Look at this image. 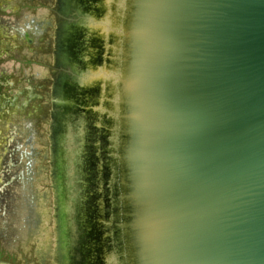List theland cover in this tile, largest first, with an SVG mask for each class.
I'll return each instance as SVG.
<instances>
[{
  "label": "water",
  "instance_id": "water-1",
  "mask_svg": "<svg viewBox=\"0 0 264 264\" xmlns=\"http://www.w3.org/2000/svg\"><path fill=\"white\" fill-rule=\"evenodd\" d=\"M62 13L61 264H264V0Z\"/></svg>",
  "mask_w": 264,
  "mask_h": 264
},
{
  "label": "rangeland",
  "instance_id": "rangeland-1",
  "mask_svg": "<svg viewBox=\"0 0 264 264\" xmlns=\"http://www.w3.org/2000/svg\"><path fill=\"white\" fill-rule=\"evenodd\" d=\"M60 9L62 0H0V262L7 264L60 263L56 103L49 92L60 68L53 55ZM36 191L43 196L34 203L44 215L40 232L21 241L16 213Z\"/></svg>",
  "mask_w": 264,
  "mask_h": 264
},
{
  "label": "bare ground",
  "instance_id": "bare-ground-1",
  "mask_svg": "<svg viewBox=\"0 0 264 264\" xmlns=\"http://www.w3.org/2000/svg\"><path fill=\"white\" fill-rule=\"evenodd\" d=\"M58 27H59V30L61 31V19L59 20ZM16 30L20 31V32H23L25 35L30 34L28 31L26 33L25 29H22L21 27L16 28ZM53 55L54 56L57 55L58 63L56 64V66L59 67L60 66V60H59L58 43L56 45H54ZM51 91H52V93H55L52 88H49V92L50 93H51ZM53 100L55 101V96H54ZM42 149L44 151H46L45 150V146ZM44 155H45V153H44ZM41 197H43V196H39V194L36 191V193L33 194L29 200L28 199L25 200L26 208L24 210H22V211L20 210V212L18 210V212L16 213V216L17 217L19 216V220H18L19 223L17 224L16 230H17L18 239H20L21 241H25V238H28L30 234L39 233L40 232L39 223H40L41 217L43 216V212L42 211H40V213L39 212H35L34 203H38L37 200L40 199ZM18 199H19V201L23 202V197L22 196L18 197ZM26 201H28V202H26ZM17 204H18L17 202L14 204L16 206V208H18V207L20 208L21 204L18 205V206H17ZM55 228L57 230V226H55ZM39 245L40 246L38 247V250L36 252L38 254H40L41 256H43V254L45 253L44 252V248L42 249L43 245H41V244H39ZM58 252L60 253V248H59ZM52 253L58 258V255H57L56 251H53ZM59 259H60V254H59ZM58 264H61V261Z\"/></svg>",
  "mask_w": 264,
  "mask_h": 264
},
{
  "label": "flooded vegetation",
  "instance_id": "flooded-vegetation-1",
  "mask_svg": "<svg viewBox=\"0 0 264 264\" xmlns=\"http://www.w3.org/2000/svg\"><path fill=\"white\" fill-rule=\"evenodd\" d=\"M59 2H60V6H61V0H58ZM64 17H65V15L63 16V20H64ZM40 22V21H39Z\"/></svg>",
  "mask_w": 264,
  "mask_h": 264
}]
</instances>
